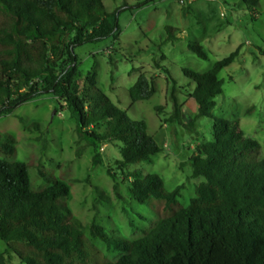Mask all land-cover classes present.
Instances as JSON below:
<instances>
[{"label": "trees", "instance_id": "1", "mask_svg": "<svg viewBox=\"0 0 264 264\" xmlns=\"http://www.w3.org/2000/svg\"><path fill=\"white\" fill-rule=\"evenodd\" d=\"M239 3L250 16L259 8V0ZM135 7L124 4L109 13L101 0H0V118L50 95L54 111H69L95 153L101 144H120L119 159L112 166L125 180L129 167L149 163L161 148L147 133L145 122L129 119L97 88L93 76L84 78L82 88L77 82L75 49L109 38L117 41L118 16ZM166 30L172 39V30ZM187 48L198 59H207L197 42L189 41ZM259 53L264 56L263 50ZM238 56L239 48L203 73L181 69L188 81L187 95L196 103L194 120H212L210 141L196 146L188 159L192 178L203 181L181 207V185L166 191L158 175L138 178L130 173L133 199L148 207L156 220L133 240L91 224L89 237L117 253L114 261L106 260L85 235L82 222L72 216L67 182L54 180L42 191H31L27 166L8 160L16 140L0 134V240L6 245L0 264L11 255L19 264H264V158H255L259 145L243 136L237 120L212 115L214 98L222 93L218 74ZM162 69L171 84L173 104L166 122L178 123L180 109L173 92L179 87ZM155 93L153 79L145 74L128 89L131 103ZM154 110L161 114L162 108ZM30 128L39 130V124L25 127ZM111 170L106 173L113 177Z\"/></svg>", "mask_w": 264, "mask_h": 264}, {"label": "rangeland", "instance_id": "2", "mask_svg": "<svg viewBox=\"0 0 264 264\" xmlns=\"http://www.w3.org/2000/svg\"><path fill=\"white\" fill-rule=\"evenodd\" d=\"M101 2L109 13L124 4L142 5L120 13L117 41L109 38L75 49L78 85L82 88L84 78L93 76L97 88L129 119L145 122L147 133L161 152L149 163L129 167L125 180L112 166L119 159L120 144H101L95 153L90 138L77 129L69 111H54L56 105L50 95L22 104L0 118V134L8 133L16 140L14 155L8 160L27 166L31 191H42L54 180L67 182L70 195L66 203L72 216L82 222L85 235L106 260L114 261L117 253L89 237L91 224L133 240L156 220L148 207L133 199L130 173L136 172L138 178L158 175L166 191L181 185L178 197L181 207L188 204L194 187L203 181L192 178L188 159L196 153V146L210 141L212 120L205 117L194 120L196 103L187 95L188 81L181 69L203 73L239 48L238 58L218 74L223 80L222 93L214 98L212 115L237 120L243 136L259 145L255 158H264V56L259 55L260 50L264 51V0H259L256 17L250 16L239 0H195L188 6H181L178 0ZM166 28L172 30V39ZM189 41L202 47L206 60L198 59L188 50ZM162 68L179 87L173 92L180 109L178 123L166 122L173 104L171 84ZM139 74L153 79L156 93L146 101L131 103L128 89ZM155 107L162 108L161 114L155 112ZM32 123L39 124V130L25 129ZM108 168H113V177L107 175ZM5 247L0 240V253ZM6 264L19 262L11 255L7 256Z\"/></svg>", "mask_w": 264, "mask_h": 264}, {"label": "built area", "instance_id": "3", "mask_svg": "<svg viewBox=\"0 0 264 264\" xmlns=\"http://www.w3.org/2000/svg\"><path fill=\"white\" fill-rule=\"evenodd\" d=\"M195 0H178V3L181 6H188L190 4H192ZM256 17V15H254Z\"/></svg>", "mask_w": 264, "mask_h": 264}]
</instances>
